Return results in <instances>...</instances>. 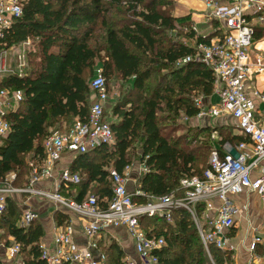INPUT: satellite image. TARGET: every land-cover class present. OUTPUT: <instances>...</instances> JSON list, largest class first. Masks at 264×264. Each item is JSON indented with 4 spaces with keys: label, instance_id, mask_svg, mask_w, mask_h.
<instances>
[{
    "label": "trees",
    "instance_id": "1",
    "mask_svg": "<svg viewBox=\"0 0 264 264\" xmlns=\"http://www.w3.org/2000/svg\"><path fill=\"white\" fill-rule=\"evenodd\" d=\"M173 8V0L25 1L23 17L0 40V53L18 48L28 39L35 46L27 54L29 69L22 77L17 73L1 79L0 88L21 90L24 99L9 114L12 131L1 140L0 182L15 173L12 186L23 187L29 173L27 161L43 159L45 139L55 131H68L76 120L87 121L93 103L90 81L98 65L109 89L111 79L133 83L125 85L126 91L112 107L111 113L118 119L112 124L115 146L101 147L77 160L74 170L84 175L78 200L82 201L94 182L99 184L94 193L99 200H110L113 185L108 168L123 173L134 162L131 154L138 146L142 152L139 161L149 169L140 177L139 189L147 195L170 194L183 177L203 175L213 147L199 138L217 129L196 127L191 138L179 137V127L173 123L182 116H197L195 98L212 97L214 76L203 64L176 65L194 50L173 40L182 31L175 23ZM187 36L197 44H210L212 39L194 32ZM244 140L238 135L226 137L220 141V151L228 143L236 146ZM202 212L200 204L198 214ZM21 215L19 204L9 198L0 214V229L21 246L26 264H46L38 247L44 237L42 224L35 221L25 231L18 226ZM173 217L174 227L156 216L140 218L148 236L163 237L167 242L157 252L160 264H212L210 256L216 264L224 263L227 256L221 250L209 246L210 255L206 251L188 211L176 210ZM11 244L5 241L6 246ZM110 250V264H124L122 252L114 245ZM257 252L264 253V244ZM0 264H4L1 250Z\"/></svg>",
    "mask_w": 264,
    "mask_h": 264
},
{
    "label": "built area",
    "instance_id": "2",
    "mask_svg": "<svg viewBox=\"0 0 264 264\" xmlns=\"http://www.w3.org/2000/svg\"><path fill=\"white\" fill-rule=\"evenodd\" d=\"M26 0H0V40L12 29L14 23L23 17ZM208 18L218 23L222 38L210 44H195L193 54L180 59L178 67L195 62L213 71V97L215 104L206 106L202 96L195 98L199 109L195 118L218 119L229 117L237 121L239 136L245 138L235 148L220 151L214 148L209 158V166L202 176L183 177L177 190L164 196L147 195L141 190L131 192L128 182L134 164L126 166L123 173L114 167L108 170L112 182V198L101 202L95 195L78 201L76 197H65L63 188L79 184V175L70 169H63L55 176L57 165L63 153L87 154L101 147H114L116 139L112 120L106 115L111 102V92L102 69H97L90 81L95 101L90 108L86 122L76 120L66 132H53L44 142L43 159L28 162L27 183L14 187L15 173L0 182V214L7 208L9 198H40L52 203L56 209H64L81 220L80 235L72 224L62 227L54 225L50 242L45 236L39 242L41 259L46 264H108L107 254L100 249V232L111 228H125L131 237L137 258L127 257L124 264H160L157 252L167 246L163 237L148 236L141 227L143 216L165 219L174 224L176 210L188 211L197 225L201 240L209 253V246H215L225 255L235 248L228 233L235 228L236 219L246 211L235 198L245 192L256 193L264 207V89L258 77L264 79V53L256 55L252 61L250 49L255 40L257 26H264V0H201ZM193 31H197L193 28ZM23 47H30L28 39ZM24 49V50H23ZM17 54L19 65L16 70L8 66V51L0 53V79L6 75L23 76L26 67V48ZM23 50V51H22ZM15 51V50H13ZM24 99L21 90L0 88V144L2 138L12 131L9 114L16 111ZM194 119V118H193ZM217 131L212 138H217ZM139 174L149 172L145 162L138 164ZM53 180V189L38 188L41 182ZM146 199V203L134 199ZM203 212L198 214V206ZM201 220L204 223L201 225ZM35 221H40V213L27 207L19 220V228L27 231ZM12 244L0 243V250L6 258L4 264H26L21 258V246L12 237ZM264 243L260 236L252 239L250 252L256 254ZM226 258V257H225ZM212 264H216L210 256ZM227 259V258H226ZM264 264V257L256 259ZM223 264H230L227 260Z\"/></svg>",
    "mask_w": 264,
    "mask_h": 264
},
{
    "label": "crops",
    "instance_id": "3",
    "mask_svg": "<svg viewBox=\"0 0 264 264\" xmlns=\"http://www.w3.org/2000/svg\"><path fill=\"white\" fill-rule=\"evenodd\" d=\"M173 1H174L173 16L176 19L175 23L177 26H179V28L182 31L185 32L187 30H191L192 32H194L193 28L195 27L197 29L199 36L206 38L211 37L212 38L211 42L217 41L222 36L221 32L217 30L219 26L218 23L208 18L205 5L201 0H173ZM259 39L262 40L264 39V26H257L256 28L255 40H259ZM257 48L262 49V51H264V42L262 41V43H260L257 46ZM259 53H264V52H258L256 51V49L251 48L250 49L251 60L253 61L256 55H258ZM258 80L260 87L264 89V79L262 77H258ZM123 83L129 85L133 83V80L123 81ZM91 101L92 102L95 101V95L93 93L91 96ZM113 101L114 104L116 101L115 100ZM212 101H213L212 104H215L216 99L213 97ZM111 103L112 102L108 104L107 110H109L110 107L112 106L110 105ZM109 114L112 122L118 121L117 117L111 115V112ZM211 125L212 124H208L204 121L201 128L213 127V125L212 126ZM80 155L82 154H75L69 151H65L63 153L62 159L57 165V171L55 173V176L57 177L58 173L63 169H70L71 172L72 170L75 171L74 169L77 168L76 163ZM139 159L132 162V164L133 163L135 164L131 174V179L128 182V188L131 192H133L134 190H140L139 186H140L141 175L139 174L138 164L141 162L139 161ZM28 162L29 160L27 161V163ZM110 168H108V170ZM75 174L80 176L81 182L79 184L69 186L68 189L63 188L65 190L64 191L65 195L64 194L62 195H64L65 197H76L78 200L79 194L81 192V186L84 180V175L82 174L81 170L79 171L76 170ZM26 183L27 181L25 182L24 186L26 185ZM53 185H54L53 180H49L39 183L37 187L44 189H53L54 187ZM98 186H99L98 182L91 183L88 187V192L83 196L82 200L86 199L89 195H93V193L96 192L95 190H97ZM13 198L19 204L22 210H24L27 207H31L40 213V223L44 228V232L45 229L53 230L54 225L58 227H62L67 224H72L76 229V233H75L76 238L80 242L83 241V238L80 235L81 220L76 215L67 213L64 209H56L52 203L42 200L40 198L33 197L29 199L27 197H21L18 195L14 196ZM105 201H108V199L106 198L101 200V202H105ZM235 202L239 206L246 207L247 209L242 215L237 217L236 226L234 230L233 231L231 230L228 233V237L231 239V242L235 249L230 253L226 254L227 258L229 259L226 260L230 264H260L256 259L260 257H264V253L259 254L258 252H256V254H254L250 252L249 248L252 239L256 236H260L264 241L263 204L260 200V197L253 192H245L239 195L238 197L235 198ZM100 236H101V240L99 243L100 249L107 254L108 264H110V260H109L110 251H111L110 248L113 245L116 246L122 252L123 263L127 257L137 258V254L134 248V243L125 228L122 227V228H111L109 230H102L100 232ZM49 240H51V237L49 238ZM4 261H6V258L4 259Z\"/></svg>",
    "mask_w": 264,
    "mask_h": 264
},
{
    "label": "rangeland",
    "instance_id": "4",
    "mask_svg": "<svg viewBox=\"0 0 264 264\" xmlns=\"http://www.w3.org/2000/svg\"><path fill=\"white\" fill-rule=\"evenodd\" d=\"M197 30V29H196ZM195 32V31H194ZM189 33H192L191 30H187V31H181L180 32V35L177 34V37H173V40L179 42V43H182L183 45L187 46V47H194L195 46V38H189L187 35H189ZM195 34L197 35L198 32L196 31ZM199 36V34L197 35ZM262 41L264 42V39H259V40H254L253 42V46L252 48L253 49H256V51L258 52H264L262 51V49H258L257 46L262 43ZM23 49V48H26V51H25V56H26V67H25V71H28L29 69V62H28V58H27V54L29 51H33V49L35 48V46L32 45V42H31V46L30 47H23V46H19L18 48H15V49H11L8 51V57H7V60H8V66L11 67L12 70H16L18 68V65H19V58L17 56V54L19 53V50L20 49ZM15 50V51H13ZM24 50V49H23ZM22 50V51H23ZM101 65H98V67L96 69H100ZM2 82V80L0 79V83ZM109 84H110V92H111V104L112 105L110 107V109L108 110V112L110 113L111 112V109L113 107V100L117 101L122 93H124L126 91V87L125 85L127 84H124L123 81H119V80H113L111 79L109 81ZM213 96L212 97H204L203 98V101H204V104L206 106H209V105H212L213 101ZM108 113V115L110 116V114ZM112 115V113H111ZM175 123H173V125H177L176 127H179V131H177V136L179 137H185V136H189V138L192 137V132L194 131L193 129L196 128V127H202V124L203 122L205 121L206 123L208 124H212L213 127L212 128H215L217 129V138L213 139L212 138V135H213V132L214 131H211L210 133H207V134H202L199 138L200 142H208L209 144L212 145V150L214 148H220L221 147V144H220V141L223 140V139H230L231 137L233 136H236L238 135L239 136V130L237 128V121L233 118H229V117H224V118H218V119H208V118H205V119H198V118H194V119H189L188 117H185V116H182L180 118H177L174 120ZM198 124V125H196ZM211 125V126H212ZM223 129V133H221V130ZM57 132V131H55ZM222 135V136H221ZM228 135V136H227ZM235 144L233 143H228L226 144V150L230 151L231 149L235 148L234 146ZM142 155V152L138 146V148L134 149L132 151V161H136L138 160ZM208 164H209V160H208ZM64 189H62V194H64ZM65 195V194H64ZM93 195H95L93 193ZM96 196V195H95ZM137 202H140L139 199ZM23 212V210H22ZM40 222V221H39ZM201 225L204 223L203 220H201ZM172 226L174 227V224H172ZM45 241L46 242H50L49 238L53 236V230L52 229H45ZM0 234L3 235V239H2V242L3 244H5V241H11L9 240V237L5 234V229H0Z\"/></svg>",
    "mask_w": 264,
    "mask_h": 264
}]
</instances>
